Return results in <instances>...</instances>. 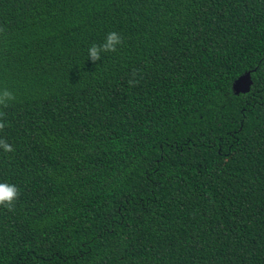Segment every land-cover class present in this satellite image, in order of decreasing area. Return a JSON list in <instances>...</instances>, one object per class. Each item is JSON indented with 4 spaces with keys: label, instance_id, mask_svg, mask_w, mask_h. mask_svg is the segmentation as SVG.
Instances as JSON below:
<instances>
[{
    "label": "trees",
    "instance_id": "16d2710c",
    "mask_svg": "<svg viewBox=\"0 0 264 264\" xmlns=\"http://www.w3.org/2000/svg\"><path fill=\"white\" fill-rule=\"evenodd\" d=\"M0 88V264H264V0H0Z\"/></svg>",
    "mask_w": 264,
    "mask_h": 264
},
{
    "label": "clouds",
    "instance_id": "9594fccd",
    "mask_svg": "<svg viewBox=\"0 0 264 264\" xmlns=\"http://www.w3.org/2000/svg\"><path fill=\"white\" fill-rule=\"evenodd\" d=\"M123 37L120 32L116 30L107 31L100 43H91L87 47L86 57L95 62L100 60L101 54L104 52L115 51L122 43ZM14 94L7 88H0V105L8 104L14 100ZM0 150L4 152L12 151V145L0 138ZM20 193L19 187L7 180L0 181V205L11 207L18 199Z\"/></svg>",
    "mask_w": 264,
    "mask_h": 264
},
{
    "label": "water",
    "instance_id": "95a60500",
    "mask_svg": "<svg viewBox=\"0 0 264 264\" xmlns=\"http://www.w3.org/2000/svg\"><path fill=\"white\" fill-rule=\"evenodd\" d=\"M254 72H256V69L243 74L234 82L233 90L237 95L248 94L251 92L252 86L254 84L252 79V74Z\"/></svg>",
    "mask_w": 264,
    "mask_h": 264
}]
</instances>
